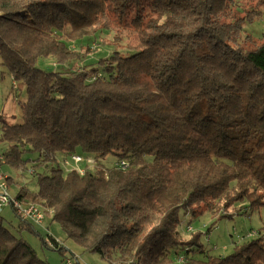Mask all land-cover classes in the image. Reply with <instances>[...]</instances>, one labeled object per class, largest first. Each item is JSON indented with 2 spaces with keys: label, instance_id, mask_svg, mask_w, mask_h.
I'll use <instances>...</instances> for the list:
<instances>
[{
  "label": "trees",
  "instance_id": "16d2710c",
  "mask_svg": "<svg viewBox=\"0 0 264 264\" xmlns=\"http://www.w3.org/2000/svg\"><path fill=\"white\" fill-rule=\"evenodd\" d=\"M251 1L0 0L2 74L27 96L23 123L0 114L2 156L15 170L51 167L16 198L51 211L110 264H264V229L227 256L212 255L200 232H179L182 214L223 220L264 207V32L260 43L244 33L262 14L243 8ZM103 31L135 53L37 67L75 61L74 44ZM78 150L94 161L83 175L59 164ZM0 264H49L2 215Z\"/></svg>",
  "mask_w": 264,
  "mask_h": 264
},
{
  "label": "rangeland",
  "instance_id": "374dc122",
  "mask_svg": "<svg viewBox=\"0 0 264 264\" xmlns=\"http://www.w3.org/2000/svg\"><path fill=\"white\" fill-rule=\"evenodd\" d=\"M243 8L251 10L255 8L261 14V17L252 24H246L244 33L251 35L255 43H260L262 33L264 32V0L259 2H249L243 4ZM113 33L100 32L95 39L88 38L85 45L81 43L74 44V50L79 51L81 56L75 61L68 64H57L51 58L40 59L37 67L49 72H65L68 68H82L87 64L96 63L102 58H107L111 54L118 52L121 56L127 57L135 53L134 49L128 46L125 41L121 45L113 44ZM83 45V47H82ZM243 45L254 47V43L245 42ZM91 50L86 53L87 47ZM82 59V60H81ZM0 65V114L8 118L10 124L23 123V114L20 102L27 99L26 91L22 83L15 82L13 76L8 72L3 73ZM7 145L0 143V155L6 151ZM72 156H81L86 158L81 151H77L76 155L68 157L69 165L64 164L63 157L59 158V164L65 170L84 168L86 161L78 165L72 161ZM28 158L33 159L35 155H29ZM103 163L112 168L116 166L117 159L115 156H109L103 160ZM51 175V167L49 169L33 168L29 164L25 170H15L4 165L2 172L5 176L10 177L12 181L9 183V193L12 198L24 188L30 191H37L34 171ZM9 182V181H8ZM2 217L5 220L7 228L17 236L25 239L36 251L38 257L49 264H110L108 260L103 259L100 255L89 252L84 245L67 237L61 226L52 221V214L46 213L45 221L42 226H36V231L40 233L43 240L28 230H17L19 218L10 205H7L2 211ZM183 224L179 227L181 236L188 240L192 237V232H188V228L192 227L193 232H200V241L211 249L214 256H227L234 250L236 244L249 242L258 237V232L264 229V207L252 211L249 215H235L232 219L218 220L210 213H204L198 216L184 215L181 216ZM210 229V232H208ZM208 232V233H207ZM52 239L57 242V246L52 243ZM53 244V246L49 245ZM57 247V249H54ZM61 249V251H59Z\"/></svg>",
  "mask_w": 264,
  "mask_h": 264
},
{
  "label": "built area",
  "instance_id": "2783aa9c",
  "mask_svg": "<svg viewBox=\"0 0 264 264\" xmlns=\"http://www.w3.org/2000/svg\"><path fill=\"white\" fill-rule=\"evenodd\" d=\"M69 156L63 157L64 164L69 165V161L67 160ZM72 161L75 164H79L83 161H86V165L92 166L94 164L93 159L90 158H83L81 156H72ZM5 165V160L2 154L0 155V215H2L3 209L7 206L10 205L13 209V211L16 213L17 217L21 221H25L28 223H31L35 226H42L44 221H45V209L41 207L38 204H33L30 202H25L18 200L16 197L12 198L10 193H9V177L5 176L4 173L2 172V168ZM121 167L123 169L127 168V165L124 163H121ZM71 170H76L78 171L81 175L85 173V167L84 168H77V169H71ZM67 170V171H71ZM50 214H52L51 211H49ZM189 232H192L193 229L192 227L188 228ZM53 243V242H52ZM54 244V243H53ZM53 244H50L53 246Z\"/></svg>",
  "mask_w": 264,
  "mask_h": 264
}]
</instances>
